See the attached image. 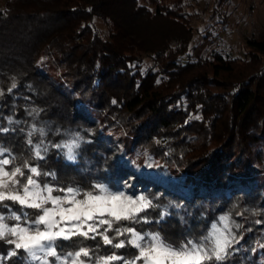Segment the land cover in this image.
<instances>
[{"label":"trees","instance_id":"trees-1","mask_svg":"<svg viewBox=\"0 0 264 264\" xmlns=\"http://www.w3.org/2000/svg\"><path fill=\"white\" fill-rule=\"evenodd\" d=\"M149 1L152 9L135 11L143 28L136 34L109 14L106 0H9L0 9V129H7L0 146L16 163L54 173L50 181L62 187L128 182L133 193L154 197L155 207L140 214L146 220L114 227L178 245L230 216L239 243L212 264H264V34L248 41L243 57L195 58L185 0ZM146 53L156 69H144ZM75 129L82 137L73 161L53 145L74 139ZM41 143L43 160L33 152ZM56 243L63 253L136 252L99 237ZM11 248L0 241V255ZM4 263L26 264V253Z\"/></svg>","mask_w":264,"mask_h":264},{"label":"snow or ice","instance_id":"snow-or-ice-1","mask_svg":"<svg viewBox=\"0 0 264 264\" xmlns=\"http://www.w3.org/2000/svg\"><path fill=\"white\" fill-rule=\"evenodd\" d=\"M15 87L13 83L12 88ZM31 135L29 132L28 136ZM78 139L77 135L71 142L53 147L66 148L71 160ZM27 143L32 145V140ZM42 151L46 152L47 146L42 143L33 146L36 159H44ZM42 175L54 178L55 174L42 172L28 160L16 163L10 150L0 146V207L10 210L11 205H19L20 209L35 210L32 215L23 211L0 213V241L12 246L7 254L0 255V264L17 256L19 251L27 254L29 262L37 264H212L223 261L234 243H239L227 215L219 218L222 226L213 224L206 236L188 238L178 245L167 242L159 233L142 235L134 227H114L121 221L135 224L140 219L146 220L140 214L155 207L152 200L144 195L134 198L123 191L111 192L99 183L88 191L72 186L53 187L39 179ZM110 232L114 235L110 236ZM75 237L84 240L99 237L111 249L130 245L136 252L128 258L116 251L96 254L88 246H78L66 253L57 251L58 240Z\"/></svg>","mask_w":264,"mask_h":264},{"label":"rangeland","instance_id":"rangeland-1","mask_svg":"<svg viewBox=\"0 0 264 264\" xmlns=\"http://www.w3.org/2000/svg\"><path fill=\"white\" fill-rule=\"evenodd\" d=\"M8 1L9 0H0V9H3ZM106 1L108 3V12L111 16L117 18L129 31L135 32L136 34L143 33L139 15H137L135 11L138 10L139 5L152 9L153 5L149 0H138L136 4L131 2V0ZM183 11L185 12L192 34L188 49L195 58H211L216 53L231 57H243L246 51L245 46L248 41L264 34V0H185ZM95 24L99 31L105 37H108L109 28L103 19L95 18ZM159 40H161V38L157 39V41ZM176 43V40H174L172 45H175ZM142 56L144 69H156V62L151 54L146 53ZM74 132L75 138L77 135L79 137V147L80 139L82 137L81 131L75 129ZM72 140L73 139H70L69 142ZM78 147L75 148V151L73 149L74 159H71L73 161H76L78 155L76 154V149ZM65 152L67 157L66 148ZM40 169L42 172H50L48 170H44L43 168ZM39 179L44 183L52 185L53 187H62L57 184H53L50 181V176L42 175ZM104 186L111 192L123 191L126 195H131L134 198L140 195L147 196L154 204L153 196L140 191L133 193L128 182H124L119 189H113L106 184ZM9 211L14 212L10 209L0 213L8 215ZM230 222L232 224V232L235 234V223L231 220V218ZM213 224L222 226L220 225L219 220ZM211 230L212 226L210 231ZM138 232L142 235L147 233H157L153 231ZM3 264H5L4 261ZM26 264H37V262H29V260L26 259Z\"/></svg>","mask_w":264,"mask_h":264}]
</instances>
